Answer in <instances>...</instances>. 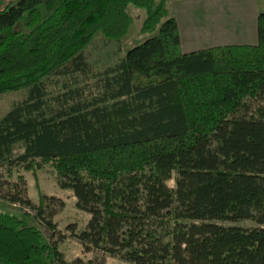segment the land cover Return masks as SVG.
Returning <instances> with one entry per match:
<instances>
[{
	"label": "trees",
	"instance_id": "obj_1",
	"mask_svg": "<svg viewBox=\"0 0 264 264\" xmlns=\"http://www.w3.org/2000/svg\"><path fill=\"white\" fill-rule=\"evenodd\" d=\"M169 0H62L51 12L19 0L0 9V93L28 88L0 117V194L37 210L48 239L24 216L0 210V264H105L67 260L52 202L36 206L22 174L52 164L60 188L71 189L85 226L68 224L86 252L135 264H264V11L256 44H228L183 53ZM146 10L142 33L86 80L83 50L97 32L120 40ZM24 19L29 31L15 29ZM72 75L51 95L46 80ZM18 152V153H16ZM174 187L167 181L172 178ZM51 202V203H50ZM49 205H51L49 207Z\"/></svg>",
	"mask_w": 264,
	"mask_h": 264
},
{
	"label": "rangeland",
	"instance_id": "obj_2",
	"mask_svg": "<svg viewBox=\"0 0 264 264\" xmlns=\"http://www.w3.org/2000/svg\"><path fill=\"white\" fill-rule=\"evenodd\" d=\"M19 0H0V9L4 8L7 4H14ZM62 0H28L27 7L39 6L44 13L51 12ZM261 10L264 11V0H259ZM167 7L171 12V1L167 2ZM127 12L132 16L133 21L129 26L127 34L120 40L108 39L101 32H97L91 43L83 50V54L89 64L88 75L86 80L81 73H74L79 82V85L83 83L92 84L94 81L93 74L102 71L105 67L113 65L117 60L124 56L126 51L143 42L148 37L156 34L142 33L140 27L146 15V10L141 7H137L133 4L127 5ZM172 13V12H171ZM173 14V13H172ZM175 17V16H174ZM16 30L27 32L30 30L26 26L24 19L19 20L15 25ZM189 40H193L190 36H187ZM185 40H187L185 38ZM209 48V47H208ZM204 49V48H203ZM72 75L66 73L53 74L46 80L47 88L51 95L62 90L64 81H70ZM70 78V80L68 79ZM28 94V88L24 87L18 90L6 91L0 93V117H2L15 103L26 98ZM18 153V152H16ZM4 167L0 166V170L4 171ZM12 175L9 177L5 172L1 180L9 178L11 181H16L17 176L22 174L26 180L27 195L32 202L38 206L40 203L41 194L53 195L60 198L63 201V205L60 206L58 201L50 202L52 208L56 209L55 214L52 216V220L56 222L59 232L65 233V238L58 242V245L63 249V253L67 260H73L75 257H81L87 260L88 257L104 258L105 264H135L129 261L121 260L116 257L108 256L99 251H90L89 255L83 250L82 245L78 243L73 237L69 236V231L66 230L68 224L76 225L77 229L83 228V225L87 222L89 214L76 207V198L71 189L60 188L57 182V173L54 167L49 162H42L41 165H34L31 169L25 170L21 165L14 166L12 169ZM176 173L173 172L172 178L167 181L168 186L174 187V177ZM0 187V194L6 189ZM51 205H49L50 207ZM0 210L12 211L17 215L24 216L30 224L38 225L44 235L50 239H56L57 235L52 236L50 230L45 226L42 218L37 215V210L29 208L25 205L18 204L12 205L11 202L5 200L0 196ZM225 225H237L243 228H252L256 226H264L259 224L254 218L243 219L239 221H220Z\"/></svg>",
	"mask_w": 264,
	"mask_h": 264
},
{
	"label": "crops",
	"instance_id": "obj_3",
	"mask_svg": "<svg viewBox=\"0 0 264 264\" xmlns=\"http://www.w3.org/2000/svg\"><path fill=\"white\" fill-rule=\"evenodd\" d=\"M169 1L177 20L183 53L218 45L257 43V17L261 11L259 0ZM58 248L64 252L60 245ZM89 253L86 252L87 255Z\"/></svg>",
	"mask_w": 264,
	"mask_h": 264
}]
</instances>
